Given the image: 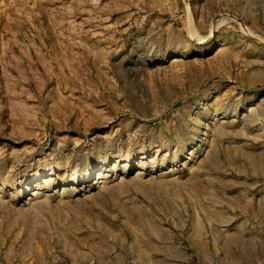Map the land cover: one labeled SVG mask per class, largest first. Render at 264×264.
I'll use <instances>...</instances> for the list:
<instances>
[{"label": "rangeland", "instance_id": "rangeland-1", "mask_svg": "<svg viewBox=\"0 0 264 264\" xmlns=\"http://www.w3.org/2000/svg\"><path fill=\"white\" fill-rule=\"evenodd\" d=\"M0 264H264V0H0Z\"/></svg>", "mask_w": 264, "mask_h": 264}, {"label": "bare ground", "instance_id": "bare-ground-1", "mask_svg": "<svg viewBox=\"0 0 264 264\" xmlns=\"http://www.w3.org/2000/svg\"><path fill=\"white\" fill-rule=\"evenodd\" d=\"M202 44V43H201ZM105 177V176H104ZM98 178H103V175L102 173L100 172L99 175H98ZM35 194V193H34ZM38 194V193H37ZM36 195V194H35Z\"/></svg>", "mask_w": 264, "mask_h": 264}]
</instances>
